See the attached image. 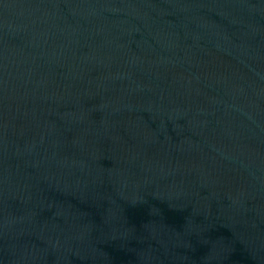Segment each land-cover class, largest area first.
<instances>
[{"label":"water","instance_id":"1","mask_svg":"<svg viewBox=\"0 0 264 264\" xmlns=\"http://www.w3.org/2000/svg\"><path fill=\"white\" fill-rule=\"evenodd\" d=\"M0 264H264V0H0Z\"/></svg>","mask_w":264,"mask_h":264}]
</instances>
